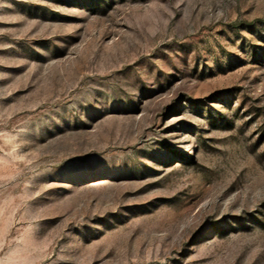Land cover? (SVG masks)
Masks as SVG:
<instances>
[{
    "label": "rangeland",
    "instance_id": "obj_1",
    "mask_svg": "<svg viewBox=\"0 0 264 264\" xmlns=\"http://www.w3.org/2000/svg\"><path fill=\"white\" fill-rule=\"evenodd\" d=\"M0 264H264V0H0Z\"/></svg>",
    "mask_w": 264,
    "mask_h": 264
}]
</instances>
